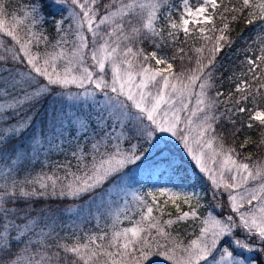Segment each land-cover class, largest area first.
Masks as SVG:
<instances>
[{"label":"snow or ice","instance_id":"6c2138e0","mask_svg":"<svg viewBox=\"0 0 264 264\" xmlns=\"http://www.w3.org/2000/svg\"><path fill=\"white\" fill-rule=\"evenodd\" d=\"M222 4L25 0L13 9L12 0H0V123L6 125L0 128V264H158L154 257L168 264H264V159L250 163L251 154L243 155L250 142L264 148V131L259 142L244 136L237 145L232 139L264 130V106L257 103L264 99V81L253 88L240 80L226 97L216 90L222 83L217 55L233 43L229 23H213ZM245 10L247 25L264 24V0L225 6L219 17L227 21L231 12L236 21ZM194 32L204 43L192 50L193 60L177 41L183 34L186 43ZM145 43L153 50L145 51ZM252 43H258V55H245L248 68L241 75L255 81L264 73V32ZM186 57L192 68L183 66ZM73 87L82 91H66ZM53 93L93 101L99 94L104 103L53 114L50 132L45 121L37 134L34 106ZM157 133L183 145L208 189L130 190L134 209L126 203L113 211L110 233L88 235L85 242L73 235L67 242L56 225L72 209L53 202L98 196L109 185L127 189L130 166L142 170L145 145ZM37 163L40 171L33 174ZM169 203L175 219H164ZM133 210L139 219L128 215ZM122 215L130 226H120ZM189 218L201 227L185 244L169 229Z\"/></svg>","mask_w":264,"mask_h":264},{"label":"rangeland","instance_id":"374dc122","mask_svg":"<svg viewBox=\"0 0 264 264\" xmlns=\"http://www.w3.org/2000/svg\"><path fill=\"white\" fill-rule=\"evenodd\" d=\"M14 2H21V0H12ZM162 14L161 16H163ZM173 17L176 18V14L173 12ZM191 27V26H190ZM183 35V34H182ZM159 54V53H158ZM68 92L75 93L82 91L80 89L71 88L67 90ZM104 103V99L101 95H97L96 100L93 101L91 98L84 100H75L69 99L67 95H64L61 100H54L51 102L50 108H48L47 116L44 118L41 125L36 124V133L38 134L41 128L44 126L45 121H48L47 127H45V132H50L52 124L53 114L60 116L69 112H78V111H87L95 109L99 104ZM53 107V109H52ZM154 145V147H153ZM147 148V156L141 165L142 170H138L135 166H130L129 170V181L128 188L121 191L116 189L114 186L109 185L102 193L98 196L91 197L84 202H77L72 207V211H66L60 215L61 221L57 223L56 228L59 231L61 236L66 237L67 242H72L73 235L79 237L82 242L86 241V237L91 234H100L103 231L111 232V213L117 208L123 211L126 203L129 206L133 207L131 202V195L129 194L130 190H141L142 192L148 191H158L162 188H169L173 190H186L196 191L207 190L209 187V181L207 177L199 171L198 166L195 165V162L191 160V157L187 155L186 150L183 148V145L180 144L175 138L171 137L169 134L157 133L156 138L150 144L145 145ZM170 150V151H169ZM172 151V152H171ZM181 152L185 158L191 161L194 164L195 172L190 177L187 183L181 182L176 176L171 174L168 168H156L155 170H150L148 163L152 162L155 159L154 156H169L170 153L175 154ZM61 156H53L54 160H58ZM63 157V156H62ZM45 158V153L41 152L39 155V160L43 161ZM35 168L40 171V164L37 163ZM45 172H49L48 167L44 168ZM34 174V169H33ZM23 178V174L18 177ZM72 199V198H71ZM165 197H160L161 202ZM183 211H188V206L181 204ZM175 214L169 217L167 213L174 212ZM166 215L164 219L172 218L175 219L177 215L175 207L169 203L165 208ZM156 214V213H154ZM132 219H139V213L133 210L128 213ZM202 215H204L202 213ZM122 224L121 227L130 226L128 220L123 219L121 216ZM176 227H180L181 230H185V234H194V238L199 234L201 223L199 220H193L189 218L188 220L177 222L174 224ZM191 239V240H192ZM190 241V240H189ZM188 241V242H189ZM187 244V243H185ZM154 260L158 264H168L167 261H164L161 257H154Z\"/></svg>","mask_w":264,"mask_h":264},{"label":"trees","instance_id":"16d2710c","mask_svg":"<svg viewBox=\"0 0 264 264\" xmlns=\"http://www.w3.org/2000/svg\"><path fill=\"white\" fill-rule=\"evenodd\" d=\"M102 2H106V0H102ZM25 3V0H21V2H14L12 1V7L15 9L17 6L22 7ZM241 0H224V4L221 5L219 9H217V15L213 20V23L217 28L222 27L223 23L228 22L229 23V29L226 32V35L230 37V39L233 41L231 47L225 45L223 48V51H221L217 55V63L219 65L217 74L220 75L222 83L220 81H217L219 87L216 89L218 91H222L224 93V96L226 97L229 93V91H233L235 89L236 83H238L240 80H247L253 88H256L259 86V84L264 81V73H260V79L253 81L251 78V75H241V72H247L248 66L246 64H243L242 62L245 59V55H250L253 59L256 58V55H258L259 48L258 43L254 44L252 43L254 39H256V35L258 32H264V24H261L260 21H256L254 25H247L244 22L245 17L247 16L248 10H245L244 16H240L238 20L232 21L231 17L232 15H236L235 13H225V15L228 17L227 21L221 20L219 17L220 11L223 9V7L228 6L231 7L232 5H236L237 7L240 6ZM168 4L170 5H176L177 7L180 4V0H168ZM169 8L166 5L165 7H162L160 9V15L164 14L166 11H168ZM208 27H211L209 25ZM49 38L54 39L55 34L52 32L51 27L49 26ZM184 36L180 35V40L177 41V45L179 47L185 48V51L188 53L189 56L193 57V60L195 59L194 51H192L195 47H200L204 41L199 37L198 34L195 32L188 37L186 43H181V41H184ZM247 42V43H246ZM145 48V51L150 52L153 50V47L150 44L145 43L143 45ZM183 55V54H181ZM174 67L177 68V70L180 69L181 62L179 60L173 61ZM154 64V62H153ZM183 66L185 68H192L194 65L189 63L187 60V57L185 58V61L183 62ZM260 70L257 69V72ZM229 76H232V80H229ZM67 91V90H66ZM261 92L264 93V89H261ZM239 94H233L232 99L235 100ZM64 96V95H63ZM63 96L57 97L55 93L51 95H46L45 98H43L38 105L34 106V113L36 116V119L34 121V128L36 131L35 125H41L43 123L44 118L47 116L48 108L51 106V102L54 100H61ZM221 100L224 99V97H220ZM257 103L264 106V99H257ZM248 107H251V104L249 103L247 105ZM53 109V107H52ZM27 114V113H25ZM3 123H0V128L5 127ZM264 130L259 129L258 127L254 129L246 130L244 133L239 134L238 137H233L232 139H235L236 144L239 145L241 140L244 138V136H250L252 142H259L261 139V133ZM31 130H29L28 133H25V137L30 135ZM170 151V150H169ZM172 152V151H171ZM248 153L252 156V161L254 162L258 159H264V148H256L254 143L249 144V148L245 150L243 155H247ZM154 158H158L153 160V163L149 161H146L147 165H149L150 170L156 169V168H168L174 176H176L181 182L187 183L191 176L194 174H197L195 171L194 164L189 161L187 158L184 157V155L181 152H177L175 154L170 153L169 156H154ZM64 157H60L58 160H63ZM168 161H171V165H169ZM175 169H179L176 171ZM49 170V168H48ZM36 172H39L36 168H34V174ZM106 188L102 189L100 193H102ZM89 199L88 197H85L83 199H76L74 202L71 198H66L65 202L63 204L59 202H53L55 203V206L57 207H72L74 204H78L77 202H84ZM42 206V203H38L36 205L37 210ZM171 214H175L174 212H171ZM58 221L60 222L61 219L58 218ZM21 222V221H18ZM174 234H178V238L182 240L184 243H188L189 240H191L194 237V234H185V230H181L180 227H176L174 224L169 229Z\"/></svg>","mask_w":264,"mask_h":264}]
</instances>
